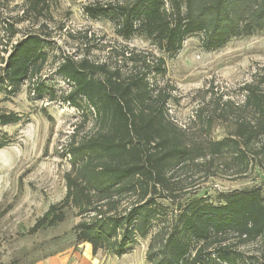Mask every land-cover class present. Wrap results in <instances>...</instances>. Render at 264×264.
I'll return each instance as SVG.
<instances>
[{
    "label": "trees",
    "instance_id": "1",
    "mask_svg": "<svg viewBox=\"0 0 264 264\" xmlns=\"http://www.w3.org/2000/svg\"><path fill=\"white\" fill-rule=\"evenodd\" d=\"M48 1L21 0L19 22L29 15L36 21L42 18ZM83 9L92 21L114 23L124 41L143 36L170 55L182 48L187 36L201 34L205 46L215 50L231 37L250 36L264 27V0H117ZM0 29L9 41L16 34L9 21ZM42 32L25 34L4 51L0 84L8 94L25 81L32 83L36 96L44 94L35 83L49 60ZM125 61L131 64L125 74L120 67L95 64L87 56L55 63L56 74L71 85L63 101L80 109L79 101L84 100L92 114L75 126L66 144L64 199L49 206L30 232L57 226L70 210L80 218L73 226L74 240L90 245L93 256L101 251L119 258L128 245L149 237V264H244L232 251L230 241L235 238L239 244L258 242L259 254L251 264H264V198L259 189L221 194L216 203L180 202L176 214L157 202L181 197L179 171L218 170V160L235 175H244L252 164L264 176V73L240 88L241 105L225 101L209 113L203 106L193 112L192 124L200 122L206 129L214 114L236 118L230 137L204 142L189 133L190 127L170 121L166 106L171 94L149 78L162 67L151 68L155 64L134 52L127 53ZM47 92L51 101L57 98ZM18 121L14 113L0 114V127ZM87 123L91 131L77 138L78 128ZM188 137L191 142H186Z\"/></svg>",
    "mask_w": 264,
    "mask_h": 264
},
{
    "label": "rangeland",
    "instance_id": "2",
    "mask_svg": "<svg viewBox=\"0 0 264 264\" xmlns=\"http://www.w3.org/2000/svg\"><path fill=\"white\" fill-rule=\"evenodd\" d=\"M116 1L49 0V10L42 18L36 21L29 15V19L19 22L21 0H0V26L9 21L15 24L16 31L10 41L0 31V60L7 57L4 51H9L10 45L23 35L40 31L46 40L45 52L49 54L46 68L35 82L42 86V96H36L32 83L26 81L14 94H8L5 84H0V114L14 113L20 118L0 127V264H35L67 254L73 257L71 264H149L146 262L149 237L128 245L119 258L101 251L93 256L90 245L74 240L73 226L80 219L75 211H66V219L55 227L30 232L49 206L64 199V174L69 171L66 144L75 126L84 116L92 114L84 100L79 101L80 109L63 101L71 85L56 74L55 63L68 56L73 59L87 56L95 64L105 62L120 67L125 74L131 69V64L125 61L127 53L134 52L155 64L151 68L159 64L161 72L151 73L149 78L151 84L165 87L171 94L166 106L170 121L186 130L190 127L189 133L200 136L204 142L230 137L236 118L214 114L211 127L206 129L200 122L192 124L193 112L203 106L209 113L216 103L221 107L225 101L241 105L244 98L240 88L264 73V27L250 36L231 37L215 50L205 46L201 34L187 36L182 48L170 55L143 36L124 41L116 34L114 23L104 18L92 21L83 11L85 5ZM1 69L0 63V72ZM47 91H53L57 98L51 101ZM90 129L89 123L78 128L77 138ZM191 141V137L186 139ZM251 165L244 175L222 169L219 160L214 162L218 170L184 169L177 174L181 197L173 202L164 198L157 202L176 214L179 203L190 199L216 203L221 194L252 188L259 189L264 198V176ZM231 239L232 251L242 256L244 264L253 263L259 254V243L239 244L235 238Z\"/></svg>",
    "mask_w": 264,
    "mask_h": 264
},
{
    "label": "crops",
    "instance_id": "3",
    "mask_svg": "<svg viewBox=\"0 0 264 264\" xmlns=\"http://www.w3.org/2000/svg\"><path fill=\"white\" fill-rule=\"evenodd\" d=\"M90 252H91V248H90ZM72 258L73 257L71 254H67L65 256H60L57 259L48 258V259H45V261H41L35 264H71L72 261L74 262ZM74 264H77V262H75Z\"/></svg>",
    "mask_w": 264,
    "mask_h": 264
}]
</instances>
